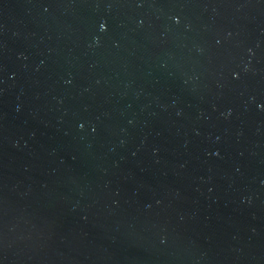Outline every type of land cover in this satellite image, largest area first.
I'll list each match as a JSON object with an SVG mask.
<instances>
[{
    "label": "water",
    "instance_id": "95a60500",
    "mask_svg": "<svg viewBox=\"0 0 264 264\" xmlns=\"http://www.w3.org/2000/svg\"><path fill=\"white\" fill-rule=\"evenodd\" d=\"M0 264H264V0H0Z\"/></svg>",
    "mask_w": 264,
    "mask_h": 264
}]
</instances>
